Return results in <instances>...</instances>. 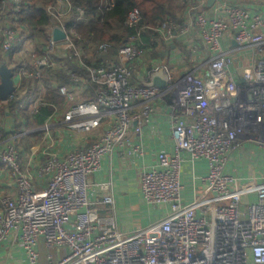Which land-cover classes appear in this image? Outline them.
Masks as SVG:
<instances>
[{"label": "built area", "instance_id": "built-area-1", "mask_svg": "<svg viewBox=\"0 0 264 264\" xmlns=\"http://www.w3.org/2000/svg\"><path fill=\"white\" fill-rule=\"evenodd\" d=\"M184 2L210 54L177 76L168 74L163 88L149 81L153 72L168 70L165 64L153 66L133 85L129 63L144 54V29L167 42L184 34L185 26L170 18L154 26H138L141 13L133 8L124 26L136 32L117 47L115 60L93 66L87 49L77 46L79 37L67 27L74 11L77 19L85 18L83 9L71 0L46 4L49 38L44 53L59 48L68 54L86 71L95 91L94 100L72 104L62 123L76 132L99 127L101 131L85 149L46 157L37 169V175L48 180L42 191L33 189L31 171L18 160L17 136L0 139V162L9 169L18 190L15 197L2 199L0 242L16 233L28 264H39L40 242L49 250L66 249L58 258L48 252L44 264H264V178L239 182L224 172L228 153L239 141H253L264 148V58L243 68L240 81L228 71L230 51L264 43L263 19L227 3L218 6L225 18L207 17L200 10L204 1ZM32 7L27 0H3L0 5V53L5 59L15 54L27 35L21 15ZM99 7L110 10L113 1L100 0ZM54 29L61 30L64 37L53 40ZM227 29L233 31L235 45L223 50L220 39ZM109 46L99 43L97 48L107 51ZM31 56L33 69L26 75L39 77L40 67L47 61L35 53ZM59 92L71 99L66 86H60ZM163 95L170 105L174 153L158 154L155 165L141 173L139 189L146 202L168 204L169 211L141 229L122 232L113 214L99 213L105 207L114 208L110 182L91 183L88 176L99 169L104 154L141 152L139 144L130 143V133L140 134L154 101ZM41 129L47 132L49 125ZM181 153L208 162L204 186L190 203L181 201ZM94 186L105 190L100 198L90 196ZM250 193H255L256 200L243 208L241 199Z\"/></svg>", "mask_w": 264, "mask_h": 264}, {"label": "crops", "instance_id": "crops-1", "mask_svg": "<svg viewBox=\"0 0 264 264\" xmlns=\"http://www.w3.org/2000/svg\"><path fill=\"white\" fill-rule=\"evenodd\" d=\"M197 1H204L200 10L207 17L225 18L222 9L218 8L225 3L243 7L251 15H260L263 19L261 31L264 38V0H191L193 4ZM175 16H177V19L174 20L176 24L185 26L186 32L167 42L162 39L168 46L161 47L157 55L153 56L147 52L136 61L129 63L132 71L131 84H137L157 64H165L168 67L167 71L163 70L164 74L177 76L195 67L209 56L210 53L202 45L197 27L191 15L187 13L186 6L180 5ZM28 32L21 40L15 54L11 55L5 64L11 69L14 91L6 100L0 102V139L10 135L17 136L15 147L18 152V160L22 166L31 171L33 189L42 191L48 180L39 177L37 169L46 157L51 153L62 156L68 152L85 149L98 139L101 127L90 132H76L63 125V114L72 104L94 100V86L88 80L85 71L84 73L72 72L69 69L63 53L60 54L61 57L56 58L53 55L54 52L49 54L44 53V50L36 52L33 46L34 38L29 30ZM158 36L160 37V35ZM220 44L223 50L235 45L231 29H227L222 34ZM163 48L166 49L165 52H162ZM86 49L89 54V56L87 55L88 59L93 63L92 59H95L96 48L89 44ZM32 53L47 61V64L40 67L39 77L26 75L27 71L33 69ZM229 57L231 63L228 71L236 81H240L243 68L251 65L257 59L264 58V43L258 47L234 48L230 51ZM4 61L7 59L0 56V64ZM103 62L108 61L104 60ZM56 66L64 68L65 71L60 73L62 76L70 77L72 74L70 80L68 77L65 82H60V76L47 73L48 68ZM199 73L203 74L204 71L200 70ZM207 75L208 73L204 74V76ZM60 86L68 88L71 99L59 92ZM52 92L57 94V98L52 96ZM167 98V95H163L154 101L153 112L141 126L139 135L130 133V143L139 144L140 153L130 156L119 151L104 154L99 169L88 176L91 183L110 182L114 208L105 207L99 213L102 215L113 214L117 226L122 231L141 228L161 219L169 211L168 204L146 202L139 189L141 173L155 165L158 154L161 152L174 153L170 129V105ZM9 100L13 103L8 105L6 103ZM34 105L49 108V113L42 124L33 123ZM44 124L49 125L47 132L41 129ZM180 156L183 160L180 173L181 201L190 203L200 194L204 186L203 179L208 172V162L203 157L191 159L187 153H181ZM224 172L237 176L239 182L244 180L262 181L264 178V148L253 141H239L228 153ZM17 193L18 190L9 169L0 162V210L2 199L7 196L15 197ZM104 193L105 190L97 186L90 190L92 198H100ZM244 199H246L245 202ZM255 200V193L244 195L241 205L243 206L244 203L248 205ZM38 250L39 264L45 263L48 252H52L54 257L58 258L66 251L65 248L60 247L49 250L42 242L39 243ZM0 264H28L24 249L14 232L0 242Z\"/></svg>", "mask_w": 264, "mask_h": 264}, {"label": "trees", "instance_id": "trees-1", "mask_svg": "<svg viewBox=\"0 0 264 264\" xmlns=\"http://www.w3.org/2000/svg\"><path fill=\"white\" fill-rule=\"evenodd\" d=\"M33 4L30 11L21 15L22 24L25 25L34 38L33 46L36 52H43L46 47L47 40L49 38V16L46 12V4L52 0H27ZM113 7L110 10H104L99 7L100 0H71L72 4L81 8L84 11L85 18L77 19L76 12L74 11L70 18L67 20V27L72 28L77 37L75 43L79 48L85 49L89 44L94 45L96 48L95 59H92L93 63L88 62L93 66L104 65L103 62L105 55L109 52L116 53L117 47L124 43L128 36L134 34L135 28L124 26V22L128 12L137 8L141 13V20L138 26H154L158 23L170 18L177 19L175 16L176 10L181 6H185L184 0H112ZM0 5H3V0H0ZM29 33V32H28ZM141 41L144 46V53L155 56L157 55L161 47L168 46L163 40L152 30L144 29L141 32ZM99 43H108L109 49L106 51H99L97 45ZM165 48L162 52H165ZM105 52V53H103ZM63 52L56 48L54 51V57H61ZM87 53V50H86ZM13 54H10V56ZM88 55V53H87ZM0 56L4 59L5 56L0 53ZM8 56V59L11 57ZM67 61V65L72 72H82L84 69L78 67L73 59L69 55L63 56ZM88 57V56H87ZM1 62L0 65L8 62ZM48 68L47 73L55 76H60V82H65L68 75L62 76L61 72H64V68ZM86 72V71H85ZM74 74V73H73ZM77 74V73H75ZM53 76V77H55ZM72 74L69 77L71 78ZM68 80V81H69ZM54 98H57L55 92L51 93ZM1 102V100H0ZM9 100L6 104H11ZM36 106V105H35ZM1 107V106H0ZM49 113V108L42 107V105L36 106L33 110L32 117L34 124H42L45 117Z\"/></svg>", "mask_w": 264, "mask_h": 264}, {"label": "water", "instance_id": "water-1", "mask_svg": "<svg viewBox=\"0 0 264 264\" xmlns=\"http://www.w3.org/2000/svg\"><path fill=\"white\" fill-rule=\"evenodd\" d=\"M64 37V33L59 29H54L52 33L53 40H60ZM11 69L5 64L0 65V100L4 101L14 91ZM149 84L158 87H164L167 84V75L163 70L155 71L151 74Z\"/></svg>", "mask_w": 264, "mask_h": 264}, {"label": "rangeland", "instance_id": "rangeland-1", "mask_svg": "<svg viewBox=\"0 0 264 264\" xmlns=\"http://www.w3.org/2000/svg\"><path fill=\"white\" fill-rule=\"evenodd\" d=\"M107 52V51H106ZM103 53H105V52H103ZM114 52H109L108 54H106L105 55V57H104V59L106 60V61H113V60H115V55L113 54ZM94 55H96V54H94ZM88 56H89V54H88ZM228 174V173H227ZM229 175H232V174H229ZM233 176H235V175H233ZM235 177H237V176H235ZM238 178V177H237ZM245 181H247V180H244V181H242V182H245ZM244 202L246 201V199H244L243 200ZM242 206V205H241ZM243 208H245L246 207V203H244L243 204V206H242ZM145 226H147V225H145ZM145 226H143V227H145ZM143 227H141V228H143ZM119 228V227H118ZM141 228H138V229H141ZM138 229H135V230H138ZM120 230V229H119ZM120 231H122V230H120ZM131 231H134V230H131ZM122 232H129V231H122Z\"/></svg>", "mask_w": 264, "mask_h": 264}]
</instances>
